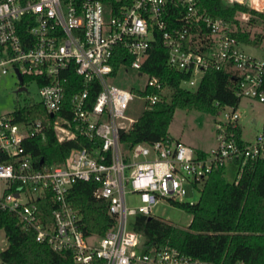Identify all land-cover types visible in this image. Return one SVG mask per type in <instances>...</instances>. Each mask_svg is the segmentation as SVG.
Wrapping results in <instances>:
<instances>
[{"label":"built area","instance_id":"1","mask_svg":"<svg viewBox=\"0 0 264 264\" xmlns=\"http://www.w3.org/2000/svg\"><path fill=\"white\" fill-rule=\"evenodd\" d=\"M225 1L264 11V0ZM197 3L0 0V72L11 70L16 89L22 86L25 92L27 80H34L36 102L49 114L18 119L14 111L20 106L0 114V214L14 216L22 227L34 231L36 241L53 250H70L74 264H208L168 244L146 250L141 233L132 227L134 216H150L160 199L180 200L186 185L200 186L214 167L231 162L238 174L248 160L264 158V129L240 143L234 131L239 115L236 109L223 108L219 111L223 120L216 122V143L205 156L174 138L129 148L119 141L120 130L138 118L126 114L131 102L141 99L144 110L162 101L167 92L157 76L141 71L156 35L167 49V64L189 71L183 85H196L195 73L202 76L207 68L225 69L234 76L238 95L264 102V53L247 52L231 35L229 22L199 12ZM249 16V10L243 11L240 19ZM202 27L207 31L206 49L196 51L193 37ZM120 56L124 59L118 60ZM121 68L145 74L144 86L113 85ZM70 72L80 86L65 103ZM61 110L69 111L70 117ZM46 130L59 143L83 138L88 145L71 148L61 163L42 161L36 166L26 144L33 137L45 139ZM77 181L94 183V196L107 202L115 221L104 234L85 233L83 217L68 197ZM126 193H136L140 203L128 207ZM5 247L0 246V253Z\"/></svg>","mask_w":264,"mask_h":264},{"label":"trees","instance_id":"2","mask_svg":"<svg viewBox=\"0 0 264 264\" xmlns=\"http://www.w3.org/2000/svg\"><path fill=\"white\" fill-rule=\"evenodd\" d=\"M197 9L229 22L231 35L242 45L260 46L262 34L252 29L264 24V11L250 10L245 5L225 0H198ZM247 10L250 16L241 20L240 14ZM206 34L202 27L198 36L193 37L192 49H206L203 44ZM123 59V56L118 57V60ZM113 64L115 70L118 63ZM141 71L157 76L167 92L162 101L144 109L128 129L120 130L119 141L124 148L172 138L168 127L177 108L215 115L226 107L236 109L241 98L234 76L225 69L207 68L195 87L183 85V80L189 78V71L167 64V49L159 35L151 43ZM77 80V75L70 72L65 85V103L79 89L80 80ZM262 88L264 90V77ZM94 95L95 92H91L90 97L93 99ZM60 113L70 117L67 110ZM14 115L18 119L49 117L41 103L31 100L17 108ZM234 131L238 141L243 143L238 123ZM84 145L88 144L83 138L59 143L53 132L46 130L45 139L40 136L30 138L26 149L31 153L33 163L39 166L40 159L44 164L61 163L71 148ZM194 150L199 156H205V151ZM196 188L199 196L194 202L170 200L191 215L186 226L154 215L134 216L132 227L141 233L144 248L168 244L208 264H264V158L248 160L233 181L225 179V165L214 167ZM93 189L94 183L77 181L68 197L83 217L85 233L104 234L115 219L107 212V202L96 198ZM0 229L7 240L0 253V264H74L70 250L55 251L47 243L36 241L34 231L22 227L8 213L0 214Z\"/></svg>","mask_w":264,"mask_h":264},{"label":"rangeland","instance_id":"3","mask_svg":"<svg viewBox=\"0 0 264 264\" xmlns=\"http://www.w3.org/2000/svg\"><path fill=\"white\" fill-rule=\"evenodd\" d=\"M264 24L252 29V31L262 34L260 46L264 47ZM244 49L248 48L252 54L258 55L259 52L251 49L250 46L243 45ZM200 73H195L194 80L199 81ZM147 76L139 75L134 69L125 70L121 68L116 77L111 80L115 86L130 89L131 87H143L146 83ZM28 92H15L17 81L15 74L9 70L7 73L0 72V114L13 111L17 106H22L26 101L36 102L39 98L37 84L34 80H27ZM196 85L192 86L195 87ZM226 111H232L231 107H226ZM143 111V101L135 98L127 110L126 114L136 118ZM238 123L242 129V138L252 140L254 136L262 130L264 124V102H259L245 96L240 98L236 108ZM223 120V114L218 112L215 115H209L205 112L195 109L177 108L174 111L173 118L169 124L168 131L172 135L182 134L181 138L185 139L188 145L195 143L199 146H209L215 144L216 122ZM175 139V138H174ZM237 166L231 162L225 165V179L233 181L236 176ZM199 190L192 185H186V194L177 201L194 202L198 199ZM125 203L128 207L137 206L140 201L136 193H126ZM151 215L162 218L174 224L186 226L191 219V215L179 206L171 203L170 200L160 199L151 209ZM133 216L129 215L128 220ZM7 240L4 231L0 229V246H5Z\"/></svg>","mask_w":264,"mask_h":264},{"label":"crops","instance_id":"4","mask_svg":"<svg viewBox=\"0 0 264 264\" xmlns=\"http://www.w3.org/2000/svg\"><path fill=\"white\" fill-rule=\"evenodd\" d=\"M243 46V45H242ZM244 47V46H243ZM245 48V47H244ZM250 48L251 49H256L258 52H259V54L258 55H255V54H253V55H255V56H261L263 53H264V47H262V46H250ZM247 52H249V53H251L250 51H248V48H246L245 49ZM252 54V53H251ZM238 125H239V123H238ZM239 127H240V125H239ZM169 128V127H168ZM240 129H241V127H240ZM262 129H264V124H263V127H262ZM169 132V131H168ZM169 134H170V136L172 137V138H175V139H178V140H181V141H183L184 143H186V141H185V139H182L181 138V136H182V134L180 133V134H178V135H172L170 132H169ZM241 139L242 140H244L243 138H242V129H241ZM244 141H248V140H244ZM215 142H216V140H215ZM186 144H188V143H186ZM215 144H210L209 146H199V145H197V144H195V143H192V147L194 148V149H199V150H202V151H208L211 147H213ZM234 164V163H233ZM237 177V170H236V176H235V178Z\"/></svg>","mask_w":264,"mask_h":264},{"label":"water","instance_id":"5","mask_svg":"<svg viewBox=\"0 0 264 264\" xmlns=\"http://www.w3.org/2000/svg\"><path fill=\"white\" fill-rule=\"evenodd\" d=\"M19 80L21 81V79H22V77L19 75ZM22 90H24V88L22 87V86H20L18 89H16V92H19V91H22ZM43 160L42 159H40V163L42 162Z\"/></svg>","mask_w":264,"mask_h":264}]
</instances>
